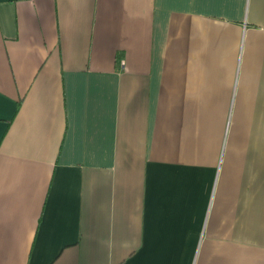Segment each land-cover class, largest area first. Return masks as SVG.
Returning <instances> with one entry per match:
<instances>
[{"label":"crops","instance_id":"crops-1","mask_svg":"<svg viewBox=\"0 0 264 264\" xmlns=\"http://www.w3.org/2000/svg\"><path fill=\"white\" fill-rule=\"evenodd\" d=\"M0 264H264V0H0Z\"/></svg>","mask_w":264,"mask_h":264}]
</instances>
